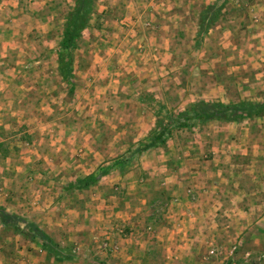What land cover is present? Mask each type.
<instances>
[{
	"label": "rangeland",
	"instance_id": "obj_1",
	"mask_svg": "<svg viewBox=\"0 0 264 264\" xmlns=\"http://www.w3.org/2000/svg\"><path fill=\"white\" fill-rule=\"evenodd\" d=\"M254 1L94 0L76 47L68 51L62 40L76 0H0V202L26 197L33 186L50 180L58 187L54 190L61 189L59 195L71 198L79 190L91 194L90 189L104 177L116 182L95 186L100 190L97 197L102 193L114 198L125 190L118 176H126L142 185L129 189L134 194H129L127 203L142 209L141 224L146 222L142 219L146 217L148 193L164 211L169 190L148 187V179L158 175L150 173L148 160L152 158L147 150L137 151L139 143L148 140L158 119L166 120L169 114L188 110L200 101L264 102V94L254 87L253 93L261 100L250 99L244 86L247 78L260 82L244 66L247 59L241 53L247 29L257 30L256 17L247 8ZM214 10L218 12L215 18L206 14ZM68 62L71 74L65 80L61 66ZM244 119L249 118L240 120ZM231 122H197L190 129H174L165 143L177 141L178 146H184L198 140L201 157L207 160L206 146L218 141L217 133ZM263 129H252L260 152ZM31 144L38 153L32 151ZM238 161L246 163L247 159ZM254 164L259 166L255 176L261 186L257 188L260 198L253 205L261 209L242 218L234 203L217 204L223 210L217 218L220 227H232L215 237L214 247L223 253L227 249L229 264H264V153L255 156ZM90 176L96 180L91 186L76 185ZM68 179L72 182H66ZM253 179L245 180L248 188L253 187ZM5 191H9L8 196ZM187 193L192 200L193 192L188 189ZM72 198L73 208H81L86 199L81 198V205ZM2 209L19 215L0 204ZM129 209L124 206V210ZM23 219L27 231L32 225L45 231L43 222L38 223L33 214ZM253 220L259 224L250 233L241 234L244 225ZM53 233L61 238L64 230L57 226ZM18 234L2 232L0 238L6 237L8 244L3 252L0 249V257L9 261L10 257L25 256L16 253L11 243L16 236L25 243L32 239ZM231 246H236L233 256ZM216 260L209 258L205 264H220Z\"/></svg>",
	"mask_w": 264,
	"mask_h": 264
},
{
	"label": "crops",
	"instance_id": "obj_2",
	"mask_svg": "<svg viewBox=\"0 0 264 264\" xmlns=\"http://www.w3.org/2000/svg\"><path fill=\"white\" fill-rule=\"evenodd\" d=\"M247 8L256 17L257 30L247 29L243 41L246 45L241 47V53L247 59L244 66L250 68L248 72L255 73L260 82H249L247 78L244 85L247 89L245 94L252 100H261V97L253 93L252 88L264 94V0H255L251 5L248 4ZM232 40L233 38L229 41ZM253 60L256 62L253 63ZM251 63L254 67L250 66ZM249 94H254L255 97ZM261 121L262 124L259 123ZM253 126H261L263 129L264 116L227 123L225 129L217 133L218 141L209 140L206 150L210 158L207 160L201 157V149L196 145L198 140L184 146H178L177 141L170 145L168 140V144L148 149V157L152 158L148 160V168L150 173L158 175L156 177L152 174L148 179V187L151 186L155 191L163 186L162 190L169 191L164 202L168 207L164 211L158 208V200L150 199L148 193L146 217L142 219L146 221L144 224L139 221L142 209L131 208V204H127L131 199L129 194H134L129 192V189L140 188L142 185L126 176H118L121 187L125 188L118 197H106L102 193L97 197L100 190L96 187L99 184L116 182L113 181L115 178L111 177H104L101 183L93 186L90 189L92 195L87 191L85 195L80 190L76 192L77 195L73 192L72 197L77 198L75 201L79 203L81 198L86 197L84 205L80 203L81 208H73L72 197L69 198L67 194L66 199L64 195H59L61 189L54 190L58 187L52 180L36 184L31 194L26 197H13L11 201L0 202L8 211L16 212L22 218H29L30 213L33 214L38 223L43 222L41 227L45 231L42 232L47 235L43 239L29 237L32 240L27 243L22 237L16 236L11 245H14L16 253L25 256L10 257L9 261L0 257V264H205L212 257L218 258L216 261L220 264L231 263V257L225 255L227 249L223 253L214 247L215 237L226 227H232H220L217 218L223 210L222 207H217V204L226 201L234 203L232 206L240 209L242 218H249L261 209V206L253 205L254 201L260 198L257 188L259 190L261 186L255 176V172H259L260 163L259 166L254 163L255 156L264 153V145L260 152ZM262 132L264 133V129ZM30 148L35 153L39 152L34 144H31ZM239 158L247 159V162H239ZM262 174L264 173L261 170ZM251 177H254L251 181L253 187L248 188L245 180ZM66 182L72 180L68 179ZM188 189L193 192L195 199L189 198ZM5 192L8 196L9 191ZM28 196H31L30 200H26ZM89 196L91 201L87 202ZM95 200L105 204L100 206L99 201ZM124 206L130 209L124 210ZM253 222L242 224L244 229L241 234L250 233L251 228L259 224V221ZM57 226L64 230L61 238L53 233ZM5 230L11 229L6 228L0 221V237ZM5 238H0L1 252L8 244ZM49 242L51 247L47 246ZM235 247L229 248L232 256ZM212 250H216L215 256L211 253ZM62 253L66 257L62 256ZM246 254L250 255V252Z\"/></svg>",
	"mask_w": 264,
	"mask_h": 264
},
{
	"label": "trees",
	"instance_id": "obj_3",
	"mask_svg": "<svg viewBox=\"0 0 264 264\" xmlns=\"http://www.w3.org/2000/svg\"><path fill=\"white\" fill-rule=\"evenodd\" d=\"M94 0H76L75 7L71 10L70 15L67 18V25L64 30V37L62 40V47L68 51L74 49L77 45V41L81 36L82 29L87 25L92 10ZM219 11V10H218ZM213 14L214 18L218 15L217 11H208L206 14ZM209 17H205L208 19ZM211 18V16H210ZM69 53V52H68ZM71 56V53L68 54ZM71 63H65L61 66L64 79L68 80L71 74ZM264 116V102H251L240 101L238 103H222L215 102L210 103L207 101H200L194 103L191 108L178 113H171L168 119H158L157 127L154 131L150 132L147 141H141L139 143L138 152H143L150 148L162 146L165 144L167 135L171 134L174 129H190L197 122L207 123L211 121H238L243 118H258ZM121 164V162H120ZM96 182L93 176L76 182L78 184H85V186H91ZM72 184L71 187L76 186ZM0 221L3 225L13 230L15 233L31 236L35 238H45L47 235L43 233L38 227L32 225L31 228H25V220L20 215L10 214L6 211L0 210ZM25 223V224H24ZM24 224V225H23ZM51 247V244H47Z\"/></svg>",
	"mask_w": 264,
	"mask_h": 264
},
{
	"label": "built area",
	"instance_id": "obj_4",
	"mask_svg": "<svg viewBox=\"0 0 264 264\" xmlns=\"http://www.w3.org/2000/svg\"><path fill=\"white\" fill-rule=\"evenodd\" d=\"M235 249H236V247H235ZM211 253L212 254H215L216 253V250H212Z\"/></svg>",
	"mask_w": 264,
	"mask_h": 264
}]
</instances>
